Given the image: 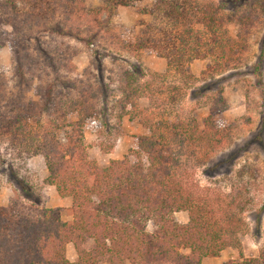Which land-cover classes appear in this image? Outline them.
I'll return each instance as SVG.
<instances>
[{
    "label": "trees",
    "instance_id": "obj_1",
    "mask_svg": "<svg viewBox=\"0 0 264 264\" xmlns=\"http://www.w3.org/2000/svg\"><path fill=\"white\" fill-rule=\"evenodd\" d=\"M141 1L99 0V5L88 6L82 0H0V15L19 38L20 28H34L51 15V5L52 12L64 11L76 24L74 31H62L63 35L90 43L102 32L115 37L108 24L117 6ZM232 2L150 0L140 8L150 20L141 23L133 40L122 41L124 47L137 61L140 50L153 49L166 60L168 70L184 74L185 84L192 86V98L210 92L207 113L198 122L147 118L143 123L147 133L137 138L135 147L104 167L89 158L84 141L85 124L94 116L90 85L61 80L58 65L45 53L54 77L45 83L41 105H36L21 102L22 95L10 98L0 72V140L40 158L47 171L45 183L54 186L60 197L71 198L72 214V221L66 222L59 208H39L35 213L20 209L17 198L33 201L32 192L9 168L7 176L17 198L0 206V264H100L101 260L109 264H202L206 257L220 256L226 247L240 248V233L246 226L242 215L249 211L251 199L240 188L219 194L216 200L201 196L185 183L179 162L186 148L206 176L229 172L252 143L264 159V40L252 65L261 96L260 125L252 138L217 155L228 138L218 123L226 108L224 73L237 62L241 44L229 34L227 24H243L250 17L247 9H238L241 4L227 5ZM255 2L264 13V0ZM14 50L15 70L23 76V70H28L26 54ZM194 59H208L200 78L189 71ZM64 66L72 69L70 62ZM143 74L140 64H132L123 73V90L138 95L137 79ZM194 80L201 84L194 85ZM64 83L76 92L74 96L69 89H61ZM131 102L134 107L136 103ZM45 115L48 119L43 120ZM253 210V233L260 237L262 208ZM179 211L187 212L186 222L176 219ZM69 243L75 261L66 257ZM220 264H264V245L256 256L244 257L240 252L239 259Z\"/></svg>",
    "mask_w": 264,
    "mask_h": 264
},
{
    "label": "rangeland",
    "instance_id": "obj_2",
    "mask_svg": "<svg viewBox=\"0 0 264 264\" xmlns=\"http://www.w3.org/2000/svg\"><path fill=\"white\" fill-rule=\"evenodd\" d=\"M82 1L88 6L99 5V0ZM149 3L150 0H144L132 6H117L108 24L115 37L102 32V35L90 43L63 35L62 31H74L76 24L68 16L65 17L64 11L52 12L51 5L48 6L51 15L34 28H20L22 37L19 38L0 15V38L3 39L0 72L3 73L5 91L10 98L12 95H22L21 102L29 100L41 105L40 91L54 77L50 61L44 57L45 53L58 65L56 72L61 80L76 85L79 82L90 85V93L94 95V116L85 124L84 141L89 158L100 167L108 165L112 159H121L129 149L135 147L137 138L147 133L143 126L147 118L195 119L198 122L207 113L206 97L210 92L192 98V86L185 84L184 74L168 70L166 60L153 49L140 50V60L137 61L124 47L122 41L133 40L143 27L141 23L150 20L149 15L140 12V8ZM237 4L242 5L238 9H247L250 17L243 24L237 21L227 24L229 34L241 44L237 62L224 73L226 108L218 123L220 127H224L228 138L217 155L252 138L260 125L262 112L261 96L257 79L252 73V65L257 62L264 40V13L255 0H233L227 5L232 7ZM225 11L227 10L224 9L223 12ZM14 49L27 55L26 68L31 72L23 70V76L17 73L13 60ZM67 62L71 63L72 69L64 66ZM132 64H140L144 73L137 79L140 90L136 96L132 95L131 90H123V73L130 70ZM207 64L208 59H194L189 63V71L194 77L200 78L201 71ZM193 83L196 86L201 84L195 80ZM65 84L67 83L60 85L64 91L69 89ZM69 92L71 96L76 93L72 89ZM131 101L136 103L134 107L130 104ZM70 118L73 119L74 116L71 115ZM42 119L48 118L45 115ZM187 153L188 149L185 148L179 159L183 165L180 171L185 183L194 190L198 189L201 196L208 195L216 200L219 194H227L240 188L239 190H244L246 199H251L249 211L242 215L246 226L240 233V248L226 247L220 256L206 257L202 264H220L225 260L239 259L240 252L244 257L256 256L264 245V159L259 148L252 143L236 159L231 171L219 172L213 176H206L200 163ZM9 168L29 184L33 201L17 198V191L7 176ZM46 175V168L37 155H29L22 147L0 140V206L17 198L18 207L23 211L35 213L39 208H59L61 219L71 222V198L60 197L54 186L45 183ZM259 208H262V219L260 237H257L253 233L250 211ZM175 217L179 222H186L188 214L186 211H179L175 213ZM66 257L70 261L76 260L71 243L67 244ZM100 264L109 262L101 260ZM123 264L131 263L125 261Z\"/></svg>",
    "mask_w": 264,
    "mask_h": 264
}]
</instances>
